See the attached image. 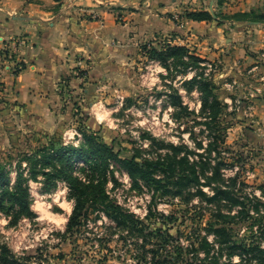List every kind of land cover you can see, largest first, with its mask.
<instances>
[{"label": "rangeland", "instance_id": "374dc122", "mask_svg": "<svg viewBox=\"0 0 264 264\" xmlns=\"http://www.w3.org/2000/svg\"><path fill=\"white\" fill-rule=\"evenodd\" d=\"M167 2L157 15L163 24L158 21L153 33L129 29V15L148 0L108 2L123 36L111 38L106 50L91 40V55L77 57L71 76L38 106L21 104L13 80L4 84L5 71L15 76L24 68L21 49L6 50L0 58V164L13 182L21 171L33 209L16 223L13 214L0 210V251L7 248L9 257L23 264H262L261 251L244 249H264V47L259 43L264 0ZM192 11H209L212 18L192 24L187 17ZM88 18L104 21L97 11ZM246 34L254 42L249 47L238 50L237 42H223ZM152 45L159 50L186 45L205 61L202 68L183 69L173 58L166 65L149 53ZM196 75L212 82L221 102L216 119L203 113L201 92L188 82ZM178 95L187 110L178 106ZM84 133L140 161L158 162L171 144H184L183 153L188 150L191 161H198L200 183L177 188L162 170L154 173L161 183L134 181L111 160L109 199L133 213L135 221L119 225L102 209L89 208L81 225L67 230L74 205L67 182L46 186L41 174L33 179L27 154L81 145ZM201 161L207 163L204 172ZM219 162L221 178L209 182L205 173L212 176ZM81 166L76 160L72 170L84 176ZM218 186L228 193L210 200L197 192L213 196ZM211 226L226 227L230 240Z\"/></svg>", "mask_w": 264, "mask_h": 264}, {"label": "trees", "instance_id": "16d2710c", "mask_svg": "<svg viewBox=\"0 0 264 264\" xmlns=\"http://www.w3.org/2000/svg\"><path fill=\"white\" fill-rule=\"evenodd\" d=\"M187 17L194 20H205L212 18V15L209 11H192L187 14ZM144 47L147 48V45H144ZM149 53L161 58L166 65H168L169 59L173 58L174 63L182 66L183 69L189 67L202 68L199 63L205 61L201 56L192 53L186 45H167L164 50H159L152 45ZM188 82L196 83L198 90L201 92L203 113H209L212 119H216L221 110V102L213 93L211 80L207 78L198 79L196 75ZM177 102L180 109H188L183 103L181 95L177 96ZM84 137L86 141L81 145L73 143L53 145L51 149L44 147L40 148L37 153L27 154L29 173L33 179L37 180L39 174H41L44 177L46 186H56V180L58 179L67 182L74 200L73 210L67 222V230L81 225V218L89 213V208L102 209L106 215L117 221L119 225L128 226L135 221L133 213L128 212L124 207L109 199L107 183L110 173L113 172L110 169L111 160L120 163L134 181L140 178L152 183H161L162 179L154 173L156 170H162L166 182L177 186V188H186L193 183H200V173L197 168L198 161H191L188 150L183 153L182 150L187 149L184 144H171L170 151L161 160L154 162L150 159L140 161L137 155L123 157L119 151L115 150L113 145L103 142L93 133H84ZM76 160H81L83 163L80 170L84 172V176L73 172L72 165ZM206 164V162H202L203 172ZM220 165L221 162L216 165L212 176L205 173L209 182L221 178ZM156 166H159L160 169ZM10 173L7 167L0 164V210H5L10 215L13 214L11 221L16 223L23 215H33V209L31 208V193L26 183L27 180L22 177L19 170L13 182ZM197 192L210 200L220 194L228 193L226 189L219 186L213 196H208L202 189H197ZM210 228L217 233H221L225 241L230 240L231 234L226 227L211 226ZM244 250L247 252L250 250L257 251V253L261 251L263 256L260 261L264 264L263 248L256 245L251 249L245 248ZM8 253L9 250L5 247L0 251V264H8L9 262L23 264L17 259L9 257Z\"/></svg>", "mask_w": 264, "mask_h": 264}, {"label": "crops", "instance_id": "0c3cea01", "mask_svg": "<svg viewBox=\"0 0 264 264\" xmlns=\"http://www.w3.org/2000/svg\"><path fill=\"white\" fill-rule=\"evenodd\" d=\"M113 1L0 0V43L18 36L25 40L21 48L24 68L15 76L7 71L3 73L7 87L13 80L12 88L17 91L21 104L34 107L47 95L53 97L63 77L71 76L77 57L91 55V40L100 42L106 50L111 38L123 36L125 29L118 25L106 6ZM167 1L157 0L161 10ZM154 5V0H148L143 8L133 10L129 15V29L153 33L158 28V21L162 25V19L157 16L161 10L155 9ZM91 11L99 12L104 21L90 20L88 14ZM192 22L200 24L197 20ZM239 26L234 27V32ZM165 27L168 28V24L165 23ZM237 38L235 35L223 42H237L235 47L238 50L254 43L249 34ZM259 43L264 47V37ZM262 66L264 68V64Z\"/></svg>", "mask_w": 264, "mask_h": 264}, {"label": "built area", "instance_id": "2783aa9c", "mask_svg": "<svg viewBox=\"0 0 264 264\" xmlns=\"http://www.w3.org/2000/svg\"><path fill=\"white\" fill-rule=\"evenodd\" d=\"M8 42L9 43H7V46L4 47V49L0 48V58H2L5 55L6 50L11 52L12 49L15 51L16 49H21L25 43V40L22 37L18 36Z\"/></svg>", "mask_w": 264, "mask_h": 264}]
</instances>
